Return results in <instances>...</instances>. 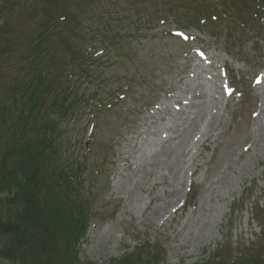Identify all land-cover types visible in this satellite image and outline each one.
<instances>
[{
  "label": "rangeland",
  "instance_id": "rangeland-1",
  "mask_svg": "<svg viewBox=\"0 0 264 264\" xmlns=\"http://www.w3.org/2000/svg\"><path fill=\"white\" fill-rule=\"evenodd\" d=\"M118 1L115 12L139 9ZM96 5L87 12H106ZM197 16L142 22L135 40L124 15L105 44L87 41L96 75L74 83L62 124L64 165L82 166L92 215L80 264L264 256V15L247 31L218 22L214 35Z\"/></svg>",
  "mask_w": 264,
  "mask_h": 264
},
{
  "label": "trees",
  "instance_id": "trees-1",
  "mask_svg": "<svg viewBox=\"0 0 264 264\" xmlns=\"http://www.w3.org/2000/svg\"><path fill=\"white\" fill-rule=\"evenodd\" d=\"M97 1L106 12H87ZM125 1L139 9L115 12L117 0H0V264H80L92 215L82 166L64 165L72 155L62 124L75 113L74 83L96 75L87 41L105 44L124 15L135 40L180 8L211 34L218 22L252 30L264 15V0ZM139 255L112 264H147ZM247 259L264 264L262 255Z\"/></svg>",
  "mask_w": 264,
  "mask_h": 264
}]
</instances>
